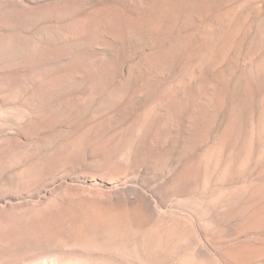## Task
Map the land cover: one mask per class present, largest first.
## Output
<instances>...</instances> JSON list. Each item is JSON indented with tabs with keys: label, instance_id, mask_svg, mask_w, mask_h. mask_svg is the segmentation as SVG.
Masks as SVG:
<instances>
[{
	"label": "rangeland",
	"instance_id": "374dc122",
	"mask_svg": "<svg viewBox=\"0 0 264 264\" xmlns=\"http://www.w3.org/2000/svg\"><path fill=\"white\" fill-rule=\"evenodd\" d=\"M0 264H264V0H0Z\"/></svg>",
	"mask_w": 264,
	"mask_h": 264
}]
</instances>
